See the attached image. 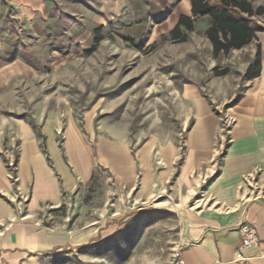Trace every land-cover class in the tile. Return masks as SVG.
<instances>
[{"label": "rangeland", "instance_id": "rangeland-1", "mask_svg": "<svg viewBox=\"0 0 264 264\" xmlns=\"http://www.w3.org/2000/svg\"><path fill=\"white\" fill-rule=\"evenodd\" d=\"M126 2L118 17L100 14L98 0H49L46 19L5 20L9 45L23 56L25 44L31 65L0 77V202L10 210L0 233L34 224L68 246L17 264H177L192 215L215 208L208 185L260 44L214 54L207 16L175 37V18L134 16ZM252 22L264 34V16ZM199 100L219 119L211 160L189 145ZM32 140L59 184L52 147L72 175L57 201H34L32 180L22 181Z\"/></svg>", "mask_w": 264, "mask_h": 264}, {"label": "crops", "instance_id": "crops-1", "mask_svg": "<svg viewBox=\"0 0 264 264\" xmlns=\"http://www.w3.org/2000/svg\"><path fill=\"white\" fill-rule=\"evenodd\" d=\"M98 11L106 17L122 15L127 0H98ZM147 8L134 0L133 15L178 18L192 16L191 0H147ZM49 0H0V77L13 80L16 69H30V56L22 45L23 56L9 45L5 20L30 22L35 18L48 17ZM174 20V19H173ZM260 46L261 69L258 76L247 80L248 88L230 113L235 121L230 128V138L222 158L221 169L210 181L215 208L201 209L193 214L188 231V243L180 252L183 264H264V34L255 32ZM28 71V70H27ZM3 75V76H2ZM198 121L189 138L190 147L201 158L211 160L209 153L215 143L219 119L212 115L210 108L202 100L197 102ZM54 157L61 168L63 186L56 180L54 172L48 168L46 157L40 151L37 141L24 149L20 176L24 184L32 180L34 201H57L63 190L72 185V175L61 164V158L52 147ZM60 163V164H59ZM256 168L260 173L253 176ZM255 177V178H253ZM253 180V181H252ZM10 210L0 202V217L9 219ZM248 222L254 226L258 243L242 250L243 258L235 259V251L240 244L238 226ZM40 230L34 224L28 226L8 225L0 233V264L26 262L38 254L63 250L67 245Z\"/></svg>", "mask_w": 264, "mask_h": 264}, {"label": "trees", "instance_id": "trees-1", "mask_svg": "<svg viewBox=\"0 0 264 264\" xmlns=\"http://www.w3.org/2000/svg\"><path fill=\"white\" fill-rule=\"evenodd\" d=\"M191 5L192 16L181 15L170 33L179 37L181 28L192 29L194 18L207 16L209 25L205 35L212 45L214 54L241 49L254 41L255 32L259 27L253 24L252 19L264 16V3L254 6L253 0H191ZM101 29L102 26L93 30L95 42L102 39ZM260 69V46L257 45L254 58L248 63L243 74L244 79L249 80L258 76ZM55 252L57 251L52 250L45 254Z\"/></svg>", "mask_w": 264, "mask_h": 264}, {"label": "built area", "instance_id": "built-area-1", "mask_svg": "<svg viewBox=\"0 0 264 264\" xmlns=\"http://www.w3.org/2000/svg\"><path fill=\"white\" fill-rule=\"evenodd\" d=\"M238 231L240 234V244L238 245V247L236 248V251H235V259L237 261H239L243 258L242 250L244 248L258 243V236H257L256 229L250 223L242 222L238 226ZM177 264H183V260L181 259L180 255L178 257V263Z\"/></svg>", "mask_w": 264, "mask_h": 264}]
</instances>
